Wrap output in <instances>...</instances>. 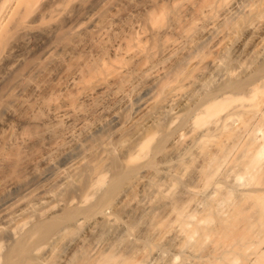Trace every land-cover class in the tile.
<instances>
[{"label": "bare ground", "instance_id": "6f19581e", "mask_svg": "<svg viewBox=\"0 0 264 264\" xmlns=\"http://www.w3.org/2000/svg\"><path fill=\"white\" fill-rule=\"evenodd\" d=\"M0 264H264V0H0Z\"/></svg>", "mask_w": 264, "mask_h": 264}]
</instances>
